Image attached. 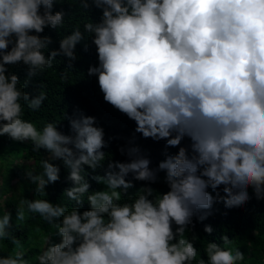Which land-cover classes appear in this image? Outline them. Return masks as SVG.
Here are the masks:
<instances>
[{
  "label": "clouds",
  "instance_id": "clouds-1",
  "mask_svg": "<svg viewBox=\"0 0 264 264\" xmlns=\"http://www.w3.org/2000/svg\"><path fill=\"white\" fill-rule=\"evenodd\" d=\"M57 2L0 0V136L50 154L42 172H26L36 193L47 195L46 186L60 179V166L51 161H62L73 182L64 190L75 202L70 210L48 199L21 200L16 208L17 222L38 213L56 229L43 238L38 264L243 261L226 234L224 247L209 241L207 259H197L196 236L186 233L193 217L206 219L215 202L241 207L251 198L249 188L264 199V0H79L84 10L99 9V20L84 23L83 31L77 26L50 50L52 37L41 33L63 26L65 12H53ZM86 33L98 61L88 75L96 76L104 101L133 120L143 138L178 148L153 168L138 146L121 147L129 159L110 160L104 175L91 177L104 187L92 191L84 166L95 171L106 158L103 127L80 113L69 118V134L54 122L38 129L24 118L25 106L39 110L46 93L31 96L9 71L23 63L26 87L58 56L73 69ZM161 171L164 192L151 186ZM134 181L146 183L129 196ZM85 195L89 207L81 210ZM11 229L7 210L0 216V243L10 240L13 249L0 255V264H30Z\"/></svg>",
  "mask_w": 264,
  "mask_h": 264
},
{
  "label": "trees",
  "instance_id": "trees-1",
  "mask_svg": "<svg viewBox=\"0 0 264 264\" xmlns=\"http://www.w3.org/2000/svg\"><path fill=\"white\" fill-rule=\"evenodd\" d=\"M63 10L65 12L64 24L57 31L52 28H45L41 35L52 37V43L49 49L59 47L61 37L70 34L77 26L83 31L84 23L90 19L99 20L101 11L96 8H90L88 11L79 6V0H59L54 4L53 12ZM88 34H85V41H81L76 46L77 59L73 61V69H66L69 61L66 57L58 56L53 61L51 68L45 69L29 80L25 87L27 67L23 63L9 66V71L15 72L20 85L31 96L39 94L40 91L46 93V99L39 110L31 111L25 106L24 118L35 123L38 129H42L48 122L57 123L58 130L65 134L70 133L69 118L73 115H91L96 117L98 126H102L105 132L104 139L107 146L103 149L106 158L101 162L95 171L87 165L84 166L88 175L86 178L90 182V191L99 190L104 186L97 184L91 177L99 174L104 175L110 160L125 162L129 159L126 154H121L119 149L126 147L130 143L140 148L141 154L151 160L150 167L155 168L158 163L166 158L167 155L175 154L178 148L166 147V142L145 139L141 134L136 133L135 122L130 120L125 114L106 103L103 99V93L99 89L96 76L88 75L90 65H95L97 55L95 46L90 44ZM89 43L87 50L84 44ZM67 71V78L62 79V73ZM188 140L182 141L187 145ZM50 154L44 149L33 150L30 141H14L7 135L0 136V196L4 194L3 205L5 210L0 208V216L9 210L12 213V235L18 238L26 249V258L30 264H38V256L43 251V238L49 234H55V227L50 225L38 213H26L25 220L17 222L16 208L21 200L48 199L55 204L66 206L70 210L75 202L68 199L64 190L73 185L68 177V170L65 169L62 161H51L60 166V179L55 183L46 186L47 195L36 193V185L31 183L26 176L27 171L40 173L43 171L41 161L48 159ZM26 161H30L27 164ZM159 179L151 186L159 192L168 190L164 182L165 173L159 172ZM17 177L15 187L12 189L10 181ZM127 179H132L131 174ZM144 181H134L135 187L129 189V196H133L136 189L145 184ZM209 191L213 196L216 195L211 189ZM224 195L222 188L219 190ZM250 199L241 207L226 208L222 201L215 202L210 210V214L203 221L193 217V225H190V231L186 235L191 238L196 236L194 246L198 250L197 259H207L205 253L206 245L209 241H214L222 247L221 237L228 235L232 244L229 247L248 248V253H244V260L237 264H264V199L257 200L251 188L248 189ZM87 195V194H86ZM85 202L81 210L87 209ZM127 199V197H124ZM58 222V221H57ZM205 225H211L213 232L211 234L204 231ZM175 227V226H174ZM55 242L59 237L54 236ZM13 249L10 240L0 243V255H7Z\"/></svg>",
  "mask_w": 264,
  "mask_h": 264
},
{
  "label": "rangeland",
  "instance_id": "rangeland-1",
  "mask_svg": "<svg viewBox=\"0 0 264 264\" xmlns=\"http://www.w3.org/2000/svg\"><path fill=\"white\" fill-rule=\"evenodd\" d=\"M27 162V164H29L30 163V161H26ZM17 180V177H14L11 181H10V183L9 184H11L10 186H11V188L13 189L14 187H15V181ZM4 194H2V196H0V208L1 209H4L5 210V206L3 205V200H4ZM242 250H244L245 252V254H247L248 253V248L247 247H243L242 248ZM261 262H264V259H262V261Z\"/></svg>",
  "mask_w": 264,
  "mask_h": 264
}]
</instances>
